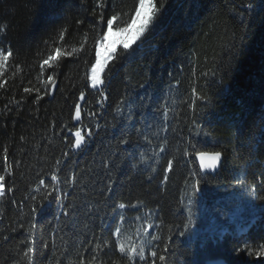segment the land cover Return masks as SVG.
<instances>
[{"label":"trees","instance_id":"obj_1","mask_svg":"<svg viewBox=\"0 0 264 264\" xmlns=\"http://www.w3.org/2000/svg\"><path fill=\"white\" fill-rule=\"evenodd\" d=\"M97 2L0 0V28L6 27L0 32V48L13 52L5 76L0 77L5 83L0 88V175L6 177V195L0 197V264H27L21 240L28 235L31 220L33 201L28 197L41 195L34 192L40 179L45 185L56 183L51 180L54 173L62 190L70 193L65 205L74 204L76 214L72 216L69 209L66 219L55 194L49 198L37 214L32 234L34 264H57V260L80 264L81 254L85 264L93 255H98L93 264H127L116 248L115 228L145 213L152 217L150 232L162 237L157 242L159 253L165 243L169 245L168 264L217 259L264 264V256L255 255L264 250V144L259 143L264 139V0H156L163 10L153 31L139 50L113 62L110 73L106 69L105 84L99 89L107 100L87 80L98 35L93 29ZM137 3L107 0L104 14L110 18L119 12L127 20ZM60 26L67 32L65 41L58 43L67 50L78 47L85 34L88 39L78 58H60L56 87L46 94L37 79L39 63L53 49ZM25 87L40 92L25 93ZM81 92L85 98L81 122L76 124L74 106ZM121 97L131 103L137 127L143 112L151 144L134 132L129 144H120V129L129 123L123 118L127 108L116 116ZM97 101L103 102V109ZM141 104L147 107L141 109ZM92 112L98 114L92 117ZM69 128L99 134L90 140L86 135V149L74 151ZM161 144L166 151L156 163L153 153ZM217 151L222 153L219 169L202 173L195 155ZM141 154L147 158L144 163ZM169 159L173 168L164 182ZM6 163L10 176L4 171ZM150 165L156 173H151ZM73 176L75 186L66 187L64 181ZM196 179L201 183L193 194ZM109 180L112 192L105 197ZM119 203L126 208L119 209ZM96 243L102 245L98 253L92 250ZM105 243L109 246L103 247Z\"/></svg>","mask_w":264,"mask_h":264},{"label":"snow or ice","instance_id":"obj_2","mask_svg":"<svg viewBox=\"0 0 264 264\" xmlns=\"http://www.w3.org/2000/svg\"><path fill=\"white\" fill-rule=\"evenodd\" d=\"M67 2V0H66ZM107 6V0H98L96 9L99 11L97 12L96 9L93 10V16L95 17V22L93 24V29L98 30L97 38L94 41V63H91L90 66V74L87 76V80L90 82V86L92 89H95L99 92V95L103 98V100H107V97L104 95V92L99 89L100 85L105 84V76L111 72V67H115V64L113 62H118L121 59H126L129 56L133 54L134 51L139 50L140 44L143 43V38L146 37L148 33L153 31L156 22L160 18V13L163 10V4H161L160 7H157L156 0H138L137 5L134 9V14L131 15L127 20L121 19V13L114 12L110 18H106L104 14V9ZM253 5L250 3L248 5L249 10L251 11ZM80 23H83V21H80ZM6 31V27L0 28V32ZM67 32V29L64 26H60V28L57 30V36L56 39L52 41L54 47L51 51H49V54L46 58H44L39 63V75L37 79L40 81V83L43 85L44 91L46 94H49L52 89L56 87L57 84V76L59 74V69L61 67V59L63 57H79L80 53L84 51L86 46V41L88 39L87 34L84 36V40L80 42L79 46H72L70 50L65 49L64 43H58V42H64L65 41V33ZM51 39V38H50ZM139 42V43H138ZM47 44L48 41H45ZM133 45H136V48L133 49ZM118 48L120 51H118ZM132 49V52L129 50ZM13 57V52L11 49H4L0 48V77H4L5 73L7 71V68L9 66V60ZM106 69L108 70V73H106ZM207 75V73H205ZM215 75V73H213ZM125 79H128L127 77ZM222 82V81H221ZM130 83V81H129ZM5 83L0 82V88H4ZM143 87V85H141ZM25 93L31 94L33 91H36L38 94L40 92V88H30L25 87L23 89ZM193 94H196V89H192ZM41 97L37 95L36 99L37 101ZM84 93H80V100H84ZM97 103L100 105V108L103 109L104 104L102 101H97ZM194 103V102H193ZM7 107V106H6ZM75 115L74 120L77 122H81V114H82V107L81 104L77 103L75 104ZM141 109L147 107L146 104L140 105ZM127 108L128 113L126 116H123L124 119L129 121L126 125H123L120 129L121 136L123 139L120 140L121 145H127L129 144V136L132 132L136 134L137 137H143L145 141H147L148 144H151L152 141L148 138V136L145 134L147 131V127L145 125V117L143 115V112L141 113V119L139 121L140 127L136 126L135 121L132 120L133 117V111L132 106L130 102H127L124 97H121L120 102L117 104L115 112L117 117L122 116L123 109ZM159 111V109H157ZM169 109L165 106L164 107V118L167 119L168 117ZM98 113L92 112L90 115L92 117H95ZM112 127L115 128L116 124L113 123ZM96 129L100 130L101 125L99 123L96 124ZM142 129H144L142 131ZM70 135L73 137L74 142L70 144V148L74 151H83L86 149L87 144L89 141L85 139V136L91 139V137L96 134L98 135L99 132H93L92 130L87 131L86 133L82 128H76L74 132H72L71 128L68 129ZM153 135H156V133H153ZM261 144H264V139H261L259 142ZM124 151H127L126 149ZM166 151L164 144H161L159 147V152H154L153 156L155 157V162L159 163V154L164 153ZM65 156H68L69 153L65 152ZM200 158L201 168H207L208 165L204 164V159L208 155L207 153L200 152L197 154ZM8 156V150L7 148L4 149V159L7 161ZM222 153L217 151L211 155L212 159V167L214 168L216 166V163L221 160ZM147 158L141 154L140 162L144 163L146 162ZM61 162L58 160L57 165H59ZM10 165L6 163L4 171L10 176L11 171ZM104 167L107 168V163L104 164ZM151 173H156L157 168L152 167ZM173 168V161L172 159H169L167 161V167L164 170V176L163 181L167 182L169 179L168 172L171 171ZM153 177L149 175L148 179L151 180ZM51 180L56 182L52 185H45L44 179L39 180V184L36 186L34 192L41 193L39 198L33 194L28 199L33 201V204L31 206L30 216L31 220L28 222V227L26 229L28 235L21 240V244L25 245L26 248L22 251V258L24 261L27 262V264H34V240L32 237L33 232L35 231L37 227L36 223V217L37 214H39L44 207L45 203L49 201V198L52 197L54 194L58 199L59 202V208L61 210L62 215L67 219L70 218V212L69 209H72L71 215L75 216V205L74 204H67L65 205L64 201L69 197L70 193L67 191H63L60 187V180L59 177L54 173L51 176ZM5 181L6 177L5 175H0V197H3L6 195L5 191ZM76 178L73 176L69 180H65L64 184L68 188H72L75 186ZM201 180L196 179L193 183V194H195V191H198V186L200 185ZM43 186V188L41 187ZM8 191H12L11 188L8 189ZM112 192V182L109 180V183L107 185V190L103 192V195L105 197L108 196L109 193ZM261 199H264V197H261ZM189 204H191V200H189ZM130 207L135 208L136 205L132 204ZM118 208L123 210L126 208L125 203H119ZM89 211H91V207H89ZM191 211H189V223H191ZM124 217L121 215L120 220L123 221ZM19 227H24V224L19 225ZM154 225L151 222H147L146 226L143 228V231L139 234L138 238L140 239V243L136 244L134 242H129L128 246L126 247L125 243L121 241V228L117 226L115 228V236L117 237V243L116 248L118 252L126 258L127 264H157V260L159 261V264H168L169 259V245L168 243H165L163 246V253H159V244L157 243L162 239V237L159 234H152L150 232V229H152ZM156 227H159V225H156ZM185 228H187V225H185ZM17 228H13L12 231H17ZM171 231V230H169ZM185 233L180 232V235L183 236ZM5 240H8V236L4 237ZM92 241H88V244L90 245ZM53 250H55V239L52 241ZM108 243H105L103 247H108ZM44 248H48V242L45 241ZM85 250H87V246H85ZM93 252L98 253L102 250V245L100 243H96L95 247L92 249ZM251 254V253H249ZM41 255H43V252H41ZM256 256H264V250H261L259 252L255 253ZM98 260V255H93L91 261L89 264H93V262ZM57 264H59V261L57 260ZM80 264H85V261L83 259V256L81 254Z\"/></svg>","mask_w":264,"mask_h":264},{"label":"rangeland","instance_id":"obj_3","mask_svg":"<svg viewBox=\"0 0 264 264\" xmlns=\"http://www.w3.org/2000/svg\"><path fill=\"white\" fill-rule=\"evenodd\" d=\"M89 86H90V82H89ZM151 221H152L151 215L145 213L143 214L142 217L125 220L124 223L120 224V228H121L120 239L122 242L125 243L126 247L128 246L129 242H134L136 244H139L141 242L138 236L143 231V228L146 226V223ZM235 228L240 229L239 231L244 230V226H240V224H236Z\"/></svg>","mask_w":264,"mask_h":264},{"label":"water","instance_id":"obj_4","mask_svg":"<svg viewBox=\"0 0 264 264\" xmlns=\"http://www.w3.org/2000/svg\"><path fill=\"white\" fill-rule=\"evenodd\" d=\"M79 104H81V107L83 105V100H80L78 101ZM75 121V120H74ZM76 124L80 123V122H77L75 121ZM200 153V152H199ZM204 153H207L208 155L205 157L204 159V164L205 165H208L207 168H201L200 167V164H201V161H200V158L199 156L196 154L195 155V162L199 168V170L202 172V173H207V174H214L220 167V164H221V161H222V157H221V160L218 161L216 163V166L213 168L211 165H212V159H211V155L215 152H212V153H209V152H204ZM206 264H227L223 259H217V260H210V261H207Z\"/></svg>","mask_w":264,"mask_h":264}]
</instances>
